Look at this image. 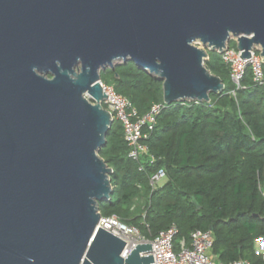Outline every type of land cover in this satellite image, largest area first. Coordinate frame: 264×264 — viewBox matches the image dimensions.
Masks as SVG:
<instances>
[{
  "label": "water",
  "instance_id": "95a60500",
  "mask_svg": "<svg viewBox=\"0 0 264 264\" xmlns=\"http://www.w3.org/2000/svg\"><path fill=\"white\" fill-rule=\"evenodd\" d=\"M231 40L264 63V0H0V264L153 262L96 228L113 193L101 71L133 62L164 103L209 102L224 83L206 47Z\"/></svg>",
  "mask_w": 264,
  "mask_h": 264
},
{
  "label": "trees",
  "instance_id": "16d2710c",
  "mask_svg": "<svg viewBox=\"0 0 264 264\" xmlns=\"http://www.w3.org/2000/svg\"><path fill=\"white\" fill-rule=\"evenodd\" d=\"M207 53L205 66L224 83L209 102L164 103L161 81L133 62L115 64L110 80L101 71V82L129 99L140 115L154 104L162 108L152 130L144 128L153 162L128 157L122 125L113 121L98 152L113 170V193L99 202V211L149 239L175 225L176 246L188 242L192 230H211L217 264H264L254 253L255 240L264 236V84L255 83L247 67L243 87L236 89L220 53ZM160 169L165 178L153 188L150 176Z\"/></svg>",
  "mask_w": 264,
  "mask_h": 264
},
{
  "label": "built area",
  "instance_id": "2783aa9c",
  "mask_svg": "<svg viewBox=\"0 0 264 264\" xmlns=\"http://www.w3.org/2000/svg\"><path fill=\"white\" fill-rule=\"evenodd\" d=\"M241 51L235 46L227 44L220 52L223 62L228 66L229 77L235 88H241L242 80L247 67H251L252 79L255 83L264 84L263 60L260 54V47L254 45L250 50V58H241ZM103 92L107 95L101 102L106 108L113 121L122 125L124 139L128 145V157L132 160H139L147 156L150 162L156 157L149 151V146L143 140L147 137L144 128L152 130L156 116L161 111V104H154L145 114H139L137 109L125 96L118 94L108 85L101 82ZM234 94V91H232ZM142 169V166H140ZM165 178L163 169L158 170L150 176V184L153 188ZM264 195V187L262 188ZM103 228L125 241L121 252L126 257L137 244H151L150 255L153 262L150 264H217L212 254L213 238L211 230H192L189 234V241L181 239L178 246L175 245L177 228L171 225L167 229L159 231L153 238L149 239L141 234L140 230L131 224L121 220L116 215H100L96 228ZM254 253L264 260V236L255 240ZM228 264H249L247 259H238Z\"/></svg>",
  "mask_w": 264,
  "mask_h": 264
},
{
  "label": "rangeland",
  "instance_id": "374dc122",
  "mask_svg": "<svg viewBox=\"0 0 264 264\" xmlns=\"http://www.w3.org/2000/svg\"><path fill=\"white\" fill-rule=\"evenodd\" d=\"M229 45L232 46V47H234V46L236 47V42H235V40H231L230 43H229ZM198 46H201V45L198 44ZM208 49H210V48H207V47H206V50H208ZM211 50H212V49H211ZM120 62H122V61H118V62H116L115 64L120 63ZM109 70H111V68H107L106 70H103V71H102V74H103V78H104V79H107V80L109 79V80H110V78H111L110 75H111V74L109 73ZM108 86H110V85H108ZM139 203L141 204V202H139ZM141 205H142V204H141ZM214 260H215V259H214Z\"/></svg>",
  "mask_w": 264,
  "mask_h": 264
},
{
  "label": "crops",
  "instance_id": "0c3cea01",
  "mask_svg": "<svg viewBox=\"0 0 264 264\" xmlns=\"http://www.w3.org/2000/svg\"><path fill=\"white\" fill-rule=\"evenodd\" d=\"M189 241V240H188ZM213 254V253H212ZM213 257H214V255H213Z\"/></svg>",
  "mask_w": 264,
  "mask_h": 264
}]
</instances>
